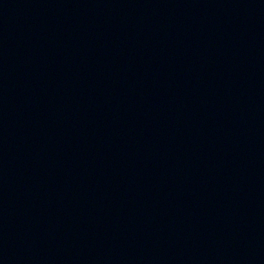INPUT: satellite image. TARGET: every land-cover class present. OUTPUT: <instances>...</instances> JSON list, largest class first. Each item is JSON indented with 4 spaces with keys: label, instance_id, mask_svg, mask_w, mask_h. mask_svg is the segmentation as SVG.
Segmentation results:
<instances>
[{
    "label": "water",
    "instance_id": "water-1",
    "mask_svg": "<svg viewBox=\"0 0 264 264\" xmlns=\"http://www.w3.org/2000/svg\"><path fill=\"white\" fill-rule=\"evenodd\" d=\"M103 0H0V264L61 91Z\"/></svg>",
    "mask_w": 264,
    "mask_h": 264
}]
</instances>
